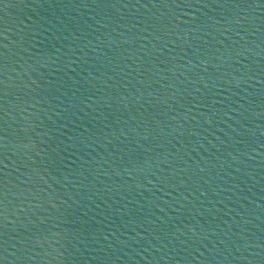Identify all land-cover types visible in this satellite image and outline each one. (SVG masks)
Masks as SVG:
<instances>
[{"label":"water","instance_id":"1","mask_svg":"<svg viewBox=\"0 0 264 264\" xmlns=\"http://www.w3.org/2000/svg\"><path fill=\"white\" fill-rule=\"evenodd\" d=\"M0 264H264V0H0Z\"/></svg>","mask_w":264,"mask_h":264}]
</instances>
